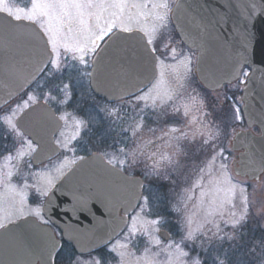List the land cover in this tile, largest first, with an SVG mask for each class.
I'll return each instance as SVG.
<instances>
[{
    "label": "snow or ice",
    "instance_id": "1",
    "mask_svg": "<svg viewBox=\"0 0 264 264\" xmlns=\"http://www.w3.org/2000/svg\"><path fill=\"white\" fill-rule=\"evenodd\" d=\"M180 5L177 4V7ZM255 7V5H254ZM126 9H137L135 16L126 14ZM172 11L169 0H30V6H17L10 4L9 0H0V14L6 16V26H11L12 21L26 22L27 24L35 26L33 36L37 45L39 46V54L35 60L30 79L28 83L37 82L34 92H29L26 98H22L19 102L8 108L7 110H0V128H3L7 133L13 136L16 143L15 157L9 152L4 159L18 161L23 160L24 157H30L32 153H36L38 149L43 151V133L45 132L48 123L55 119L52 111L51 102H56L59 105L67 104L72 99V92L70 85L63 82L64 74H69L71 79L72 73H76L81 77H95L104 72L108 68L118 73V67L121 66L128 57L127 44L123 43L128 39L123 34H132L133 32L140 33L136 47L140 50L134 55L150 56L154 61V66L159 68L164 64L161 55L157 54V40L158 34L162 30L167 29L169 22V13ZM135 20L136 27L132 26V21ZM251 41V38H250ZM261 47L259 50V62L264 64V35L261 37ZM169 47L168 42L162 43V52ZM169 58L176 60L180 55L177 48L172 47ZM256 53L254 52V56ZM191 56L183 54L180 56L179 63L183 65L186 72H190ZM91 69V71H88ZM236 76L240 75L239 69L235 72ZM249 73L244 71L240 78V84H246V78ZM59 81V82H58ZM156 86L153 85V88ZM153 89H149V93ZM246 91V89H243ZM62 93L63 99L58 100L56 95ZM142 91V89H137ZM131 93L122 92L118 99H123L124 95ZM11 95V94H10ZM149 94L145 93L136 96V100H147ZM232 99L231 97H227ZM42 99V103L40 102ZM171 99V97H169ZM195 99V98H193ZM217 97L208 98L207 96L201 98L199 101L200 110L205 120L200 122V128L194 131L191 135L187 132H180L179 128L170 126L168 132L164 136L168 137L166 141L167 146L173 149L172 154H163L160 160L153 162L150 171L145 172L146 176L160 175V161H165V168L169 169L164 175V179H170L175 174H178L183 167L182 160L187 159L192 151L200 150L210 144V141L219 138L221 135H226V129L231 127V121H242L241 108L233 101L230 114L228 116H220L215 105ZM131 104V101H129ZM163 104V101H161ZM153 109H155V98L153 99ZM107 112L109 117H119V110L117 108L102 109ZM143 112V109L140 110ZM179 109H173L172 117L178 113ZM161 116H169L167 112H161ZM187 115V112H185ZM59 120L67 121L66 115H61ZM75 123V132L70 138H65L63 141L56 140L57 147L64 151L75 153V148L70 147L71 141L80 137L82 128L87 129L89 121L73 116ZM144 117L140 116V123L131 126V135L136 136L137 132L143 127ZM219 120V123H217ZM167 123V121H165ZM223 125V127L221 126ZM127 132L129 129H122ZM155 132V129H149ZM180 132V135L171 136L170 133ZM204 136L202 143L194 145L196 136ZM61 136L64 133L61 132ZM173 141L175 143H173ZM183 141H188V144H182ZM214 151L204 167L199 169L200 177L196 183L193 184L191 191L200 189V197L210 196L208 205L210 211L206 212L204 223L212 224L215 229L212 231H204L201 234L211 243L213 239L223 241L225 238L232 240L234 237L230 234L223 233L221 222L225 227L233 229L242 228L248 221L250 200L247 194V187L238 182H235L230 175L228 157L225 155V149L219 148L215 151L216 145H212ZM120 151L124 153V149ZM138 157V151L125 153V159L117 160L116 157L108 158L107 153L93 154L95 160L106 162L115 170L116 164L120 165L119 172H123L124 166L131 159V163L135 164ZM220 163L216 165L217 158ZM85 161L83 156L76 157L71 160L67 156L64 162L61 163L56 171L59 176L65 175L62 171L69 164H76L77 161ZM216 166L217 175L209 180V188L205 190L203 184L204 176L207 172L210 173L213 166ZM31 168V163L28 164ZM71 170V169H69ZM13 176L12 171L4 173L0 171V185L6 186L9 191H15V185L10 183ZM58 178V177H57ZM54 178L49 176L46 187H39L36 184L29 185L25 180L23 189L27 190L32 187L35 188L37 195L40 198L47 197L49 191L55 186ZM139 187H143L140 181H135ZM188 191V190H186ZM237 191L239 192V210L237 211ZM3 194L0 193V200ZM137 199L140 197L137 195ZM192 195L187 196V200H191ZM143 203L139 205L140 211L132 217V223L128 225V233L125 234L124 241H117L108 249L106 254H89L87 257L83 253L80 255H70L68 264H133L130 257H134L135 253L128 250L129 244H132L137 235H144L148 238L150 245H161V239L156 233L161 231V228L168 224L167 219L162 215H157L153 219L147 216H141V213L149 210L150 197H143ZM184 202V198H182ZM27 192H19V208L14 213L4 214L0 211V230L4 232L10 231L9 224L13 222V215L18 216H35L43 223H47L41 215V208H27ZM203 204V200L200 201ZM186 206V204H185ZM231 209L228 212V217L225 218V209ZM180 211L179 208H175ZM212 217V219H208ZM219 217V219H215ZM188 225V230L180 241L168 239V243L163 246V251L167 253V264H187L183 261V257H188L189 252L182 247L184 241H193L196 239V233L204 228V224H200L199 228L192 229L191 216L185 218ZM211 232V235H209ZM223 233V234H221ZM165 236L170 234L165 232ZM262 249L259 264H264V241L261 242ZM115 254L114 256L112 254ZM149 248L144 249L143 257H136V261L145 259L146 264H152V261L147 260ZM51 258V257H50ZM190 264H207L205 259L200 255L191 258ZM211 264H232L227 252L224 253L223 258L218 255L212 257Z\"/></svg>",
    "mask_w": 264,
    "mask_h": 264
},
{
    "label": "water",
    "instance_id": "2",
    "mask_svg": "<svg viewBox=\"0 0 264 264\" xmlns=\"http://www.w3.org/2000/svg\"><path fill=\"white\" fill-rule=\"evenodd\" d=\"M6 19L0 14V108L34 83L27 81L39 54L33 36L35 26L12 21L9 27ZM171 21L181 42L196 53L195 75L207 90H219L236 81L240 76L235 75L237 69L240 73L244 68L250 71L246 91L242 92V114L248 130L234 135L231 150L239 152L233 163L234 174L258 181L264 174V64L258 55L264 35V0H178ZM123 35L128 37L122 41L129 46L128 57L118 67L119 74L108 68L90 77L92 92L109 103L121 100L117 97L122 92L131 93L123 99L140 93L137 89L145 90L157 77L150 56L134 55L140 51L136 47L140 33ZM55 117L43 133V151L38 149L31 159L33 166L59 154L53 140L62 124ZM253 128L260 135H254ZM85 158L62 177L44 202L45 208H58L45 212L50 220L68 217L66 224L56 225L77 254L92 253L118 237L127 217L137 208L143 188L134 183L143 185L139 178H130L118 168L113 170L106 162L95 160L93 154ZM89 213L97 218L93 226L86 227L82 223ZM33 224V219L24 218L9 224L8 232L0 230V264H53L59 244L46 228L39 227L35 235ZM164 233L159 236L168 241L170 236Z\"/></svg>",
    "mask_w": 264,
    "mask_h": 264
},
{
    "label": "rangeland",
    "instance_id": "3",
    "mask_svg": "<svg viewBox=\"0 0 264 264\" xmlns=\"http://www.w3.org/2000/svg\"><path fill=\"white\" fill-rule=\"evenodd\" d=\"M134 25L136 26L135 23ZM167 29L172 31V26H170L169 22ZM169 36H171L173 43L177 45L178 43H181V47L183 46L178 36L176 38L174 34H169ZM181 47L178 46L179 49L177 51L180 55L177 56L176 60L170 59L168 54L161 55L164 64L158 68V78L153 84L156 87L153 88L152 85L149 88L153 89L151 93H149L148 89L136 95L139 96L148 93L149 98L147 100L137 101L135 96L121 102L107 104L97 99L91 93L88 86L89 77H81L76 73H72L71 79H69V74L66 72L63 77V82L69 83L72 92V99L64 105L51 102V107L58 117L61 115L67 116V121L61 120L62 128L56 136V140L59 139L63 141L65 138H70L74 134L75 123L73 116L89 121L88 128H82L80 137L71 141L70 147L75 148V153L67 152L60 148L62 150L61 154L53 161L38 167L31 165V168H29L28 164L31 163L30 160L34 153H32L30 157L26 156L20 161L15 158L12 160L4 159L9 152L15 157L16 143L11 134L7 133L3 128H0V171H3L4 173H7L8 171L13 172L10 183L15 185L16 189L13 192L9 191L6 186L0 185V193L3 194V198L0 200V211L4 214L16 212L19 208V192L21 191L27 192L26 209L41 206L45 197L40 198L37 195L35 188L30 187L27 190H24L23 184L26 180L29 185L36 184L39 187H46L49 176L54 178L53 182L55 184L62 177L59 176L56 169L59 168L62 162H64L65 156L71 160L74 155L79 157L83 155L86 150L93 153L92 151L97 147L103 151L101 153H107L108 158L116 157V159L119 160L125 159V153L138 151L136 163L132 164L131 159L129 158L128 163L124 166L123 172L127 173L129 176L140 177L144 181L146 187L144 192H151H148L146 195V197H150L149 210L141 213V216H147L149 219H153L157 215L164 216L167 219L168 224L162 227L161 230H165L170 234L171 232L169 231V228L172 227L175 233L170 239L174 241H180L188 230V225L185 220L187 216H191V227L194 230L198 229L200 224H204V228L197 231L195 240L184 241L182 244L184 250L189 252L188 257L182 258L183 261L190 264L191 258L197 256V251L201 246H204V249H202L203 251L208 247H212V252L214 254L224 255V253L227 252L229 256L231 255V248L233 245L238 244L237 247L234 246L236 249L234 253H237L241 259L247 255H254L253 257L255 258L252 260L253 263H259L258 261H260V253L262 252V249L260 247H254L253 245L251 248L248 246L251 242L249 235L250 237L255 235L256 237H259L260 232H264V175L261 176L258 181H249L236 176L232 167L236 153L231 151L229 143L233 134L237 130L246 129L243 120L240 122L234 120L231 121V127L226 129V135H221L219 138L210 141V144L203 149H194L187 159L182 160L183 167L180 172L175 174L172 178H163L169 169L164 167L166 162L162 160L160 161L161 167L159 169V176L145 175V172L151 170L153 162L155 160H160L161 155L172 154L173 149L166 144L168 137L164 136V133L168 132L170 126L179 128L180 132H187L190 137L192 133L197 130L192 129L191 126L193 124L199 126L198 129L200 128V122L205 120L200 110L199 101L201 98L206 96L208 98L217 97L218 100L215 107L218 113L223 116H228L230 114L233 101H235L240 107L238 102L240 101L239 91L242 88V85L237 82L230 87H225L220 92H206L202 86L198 84L194 76L195 55ZM183 54H187L192 58L189 66L191 69L190 72H186L183 65L179 63L180 56ZM88 71H90V69H88ZM36 84L29 89L26 94L19 96L5 106L3 110H7L22 98H26L29 92L37 90ZM53 95H56L58 100L63 99L62 93L57 94L54 91ZM169 97H171V99H169ZM227 97H231L232 99H228ZM154 98L157 106L155 109L152 107ZM129 101H131V104ZM161 101H163V104H161ZM220 103L223 106L220 105ZM112 108H117L119 110V117H109L107 112L102 110ZM141 109H143V112L140 111ZM173 109H179V112L175 113L174 118L172 117ZM161 112H167L169 113V116H161ZM185 112H187V115H185ZM140 116L144 117L143 127L137 132L136 136L133 137L131 135V126L141 122ZM165 121H167V123H165ZM217 123H219V120H217ZM105 124L110 126V130L105 127ZM221 126L223 127V125ZM122 129L129 130L125 132ZM149 129H155V132H152ZM95 131L98 132L97 137H95ZM61 132L64 133V136H61ZM180 132L170 133L169 135H180ZM149 134L154 141L149 140ZM103 137L109 138L106 144H103ZM204 138V136L197 134L196 140L193 142L194 145L198 146L201 144ZM147 143L150 144V148H148ZM173 143L175 142L173 141ZM182 144H188V141H183ZM213 144L216 145L215 151H218L219 148L225 149V155L228 157L230 175L235 182L247 187L250 207L248 221L242 228L233 229L230 226L225 227L223 222H221L223 233L232 235L234 237L232 240H228L227 238L223 241L213 239L210 243L204 235L201 234L209 229L212 231L215 230L212 224L204 223L206 212L211 210L208 205L210 196L201 198L199 188L195 189V191H191V189L193 184L196 183L200 177L199 169L207 164L213 154ZM121 148L124 149V153L120 151ZM220 162L221 161L218 157L216 165ZM71 166L72 164L67 165L62 171L65 173ZM116 167L120 168V165L117 163ZM216 175L217 171L215 165L212 167L210 173H208L206 169V174L203 180L205 190L209 188L208 182L210 178H214ZM153 185H158L160 189L155 191L152 189ZM188 195H192L191 200H187ZM182 198H184V202H182ZM239 199L240 195L237 191V211L239 210ZM201 200H203V204L200 203ZM160 205L163 206V208L160 207ZM175 208H179L180 211H176ZM230 210L231 209L228 208L225 209V218L228 217V212ZM18 218H21V216L13 215V220ZM208 219H212V217H208ZM215 219H219V217H215ZM248 231L249 235H247ZM127 233L128 230L125 231L119 241L125 242L124 237ZM156 235L158 236V233H156ZM209 235H211V232H209ZM167 243L168 241L165 242L161 239L160 246L150 245L146 236L142 234L137 235L134 238L133 243L129 244L128 250L135 253V256L130 257V260L133 264H146L145 259H141L137 262L135 258L143 257L144 249L149 248L147 260L152 261V264H167V253L162 250L163 246ZM115 244L116 243L113 245ZM260 244L261 242L257 246ZM241 248L245 249V251H239ZM246 251L248 253L250 252V254L246 253ZM106 253L108 252L106 251ZM112 255L114 256L115 254L113 253ZM112 264H115V260H113Z\"/></svg>",
    "mask_w": 264,
    "mask_h": 264
},
{
    "label": "flooded vegetation",
    "instance_id": "4",
    "mask_svg": "<svg viewBox=\"0 0 264 264\" xmlns=\"http://www.w3.org/2000/svg\"><path fill=\"white\" fill-rule=\"evenodd\" d=\"M176 1L177 0H169L171 9H173ZM130 2H133V0H130ZM9 3L10 4H15L17 6H30V0H9ZM129 13L131 15L135 16L136 9H126V14H129ZM170 15H171V12L169 13V23H170V26H172L171 21H170ZM134 23H135V20L132 21V26L135 28L136 26L134 25ZM169 34H174L175 38L177 37V32L175 31L173 26H172V31H169L168 29H164V30H162L161 33L158 34V40H157V50H158L157 54L158 55H164V54L170 53L172 47H176L177 50L179 49L178 46L181 47V43H178V45H177V44L172 42L171 36H169ZM163 42H168L169 47H168V49L166 51L162 52V43ZM181 48L185 49L186 51H189L184 45ZM237 82L240 83V80L237 81ZM234 84H236V82ZM234 84H231V85H228V86H225V87H230V86H232ZM88 86H89V82H88ZM225 87H223V89ZM221 90H219L217 92H220ZM232 90H234V89H232ZM27 92H25L24 94H26ZM212 93H215V92H212ZM239 95L241 96V90L239 91ZM40 102H43V101H40ZM240 102L241 101H239L238 103L240 104V108H241V103ZM220 105H222V104L220 103ZM225 115H226V113H225ZM220 116H223V115H220ZM191 127H192L193 130H195V129H198L199 126L193 124ZM149 140H151V141L153 140L152 136L150 134H149ZM149 143H150V141H149ZM148 148H150V144H148ZM148 192H150V191H148ZM148 192L145 191L143 193L139 205L143 203V197H146ZM90 201L91 200H88L87 202H90ZM39 207L41 208V215L43 216L44 220L47 221V223H43L40 219L36 218L35 216H31V215H27V216H23V217H32L33 218V221H34L33 225H34V227H36L35 228V233H34L35 235H37V231L36 230H39V227L46 228V229L49 230L50 233H52L54 240L59 244V248H58V250L55 253L54 258H53V264H68L69 256L70 255H78V254H76L75 251L72 249L71 243H68L65 240L64 234H63V231L61 230V228L58 225H56V224H61V223L66 224V222L68 221V217H64V218H60V219L52 218L50 220L49 218H47L45 216V212H52V211H54L55 209H58V208L57 207L44 208L42 205L39 206ZM138 211H139V206L137 207V209L131 215H129L127 217V227H126L125 231L128 230V225L131 224L132 217L135 216ZM120 215L122 216V213H120ZM96 218H97L96 215L92 214V213L84 215V220L85 221H84V223H82V225H84L86 227L93 226L94 225L93 221ZM70 220H71V218L69 219V224L71 222ZM125 231L119 237H117L112 243H110V245L107 248L98 250V251H96L94 253H91V255L104 254V253H106V251L108 252V249L114 243H116L120 238H122V236L124 235ZM88 255L89 254H85L84 256L87 257Z\"/></svg>",
    "mask_w": 264,
    "mask_h": 264
},
{
    "label": "trees",
    "instance_id": "5",
    "mask_svg": "<svg viewBox=\"0 0 264 264\" xmlns=\"http://www.w3.org/2000/svg\"><path fill=\"white\" fill-rule=\"evenodd\" d=\"M105 127H107V128H109V130H110V126L109 125H106L105 124ZM95 137H97L98 136V132H96L95 131ZM108 139L109 138H106V137H103V144H106L107 143V141H108ZM102 144V143H101ZM96 147V146H95ZM92 151V150H91ZM92 152H97V153H101V152H103V151H101V149H99V148H97L96 147V149L94 150V151H92ZM90 153V151H88V150H86V152H84V154H89ZM158 187V188H157ZM152 189H154L155 191L156 190H158V189H160V187L158 186V185H153V188ZM160 207H162L163 208V206H161L160 205ZM169 215H170V212H169ZM169 231L171 232L170 234H171V236H173L174 235V233H175V231L172 229V227H170L169 228ZM247 235H249V231H248V233H247ZM249 239L251 240V242H250V244H249V248H251L252 247V245L254 246V247H260V245L259 246H257L260 242H262V241H264V232L263 231H261L260 232V234H259V237H256V235L255 236H253V237H250V235H249ZM234 246H238V244L236 245V244H234L233 245V247L231 248L232 249V251H231V255H229L228 257H229V259H230V261L232 262V264H254L253 263V258H255V257H253L252 255H247V256H244V257H242V259L239 257V255L237 254V253H234V251L236 250L235 249V247ZM206 248V247H205ZM248 248V249H249ZM261 248V247H260ZM202 249H204V246H201L199 249H198V254L197 255H200V257L202 258V259H205L206 261H207V264H211V260H212V257H214V255L215 256H219L220 258H223V255H221V254H214L213 252H212V247H208L206 250H202ZM231 249H229V250H231ZM242 249V248H241ZM239 250V251H245V249H242V250ZM246 253H248L247 251H246ZM248 254H250V252L248 253ZM262 254V252L260 253V255ZM210 257H211V259H210ZM257 259V258H256ZM255 259V260H256ZM259 262V261H258ZM255 264H259V263H257V262H255Z\"/></svg>",
    "mask_w": 264,
    "mask_h": 264
}]
</instances>
